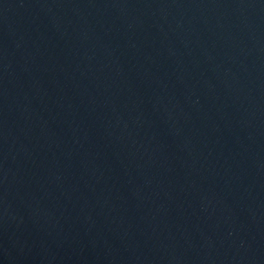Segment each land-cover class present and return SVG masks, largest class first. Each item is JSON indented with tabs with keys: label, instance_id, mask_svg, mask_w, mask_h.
<instances>
[{
	"label": "water",
	"instance_id": "obj_1",
	"mask_svg": "<svg viewBox=\"0 0 264 264\" xmlns=\"http://www.w3.org/2000/svg\"><path fill=\"white\" fill-rule=\"evenodd\" d=\"M0 264H264V0H0Z\"/></svg>",
	"mask_w": 264,
	"mask_h": 264
}]
</instances>
